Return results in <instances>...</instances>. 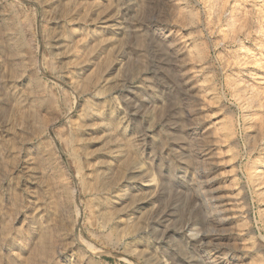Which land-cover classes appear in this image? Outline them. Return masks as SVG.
<instances>
[{"label": "rangeland", "instance_id": "rangeland-1", "mask_svg": "<svg viewBox=\"0 0 264 264\" xmlns=\"http://www.w3.org/2000/svg\"><path fill=\"white\" fill-rule=\"evenodd\" d=\"M0 264H264V0H0Z\"/></svg>", "mask_w": 264, "mask_h": 264}, {"label": "bare ground", "instance_id": "bare-ground-1", "mask_svg": "<svg viewBox=\"0 0 264 264\" xmlns=\"http://www.w3.org/2000/svg\"><path fill=\"white\" fill-rule=\"evenodd\" d=\"M96 4H98L99 5V3H96ZM98 5H94V6H98ZM102 5V4H101ZM100 7V6H99ZM93 8V7H92ZM92 10V9H91ZM94 10H95V8H94ZM112 11V10H111ZM94 12V11H93ZM110 13V12H109ZM225 13V12H224ZM73 16V15H72ZM77 24V23H76ZM97 24V23H96ZM6 35V34H5ZM7 37V36H6ZM101 47V46H100ZM74 49V48H73ZM95 54V53H94ZM96 57V56H95ZM90 60H91V58H90ZM94 60V59H93ZM87 62V61H86ZM85 64V63H84ZM87 66V65H86ZM108 75V74H107ZM104 76V75H103ZM105 78V77H104ZM102 81V80H101ZM108 81V80H107ZM106 84V83H105ZM100 85V84H99ZM102 85V84H101ZM73 86H75L74 84H73ZM97 86V85H96ZM100 87V86H99ZM102 87V86H101ZM108 87H109V85H108ZM106 88V87H105ZM92 91V90H91ZM91 91H90V93H91ZM76 92V91H75ZM86 95V94H85ZM90 95V94H89ZM88 97V96H87ZM89 98H92V97H89ZM93 99V98H92ZM98 99V98H97ZM95 103V102H94ZM96 104V103H95ZM102 104V103H101ZM97 107V106H96ZM102 107H103V105H102ZM92 108V107H91ZM100 108V107H99ZM97 109V108H96ZM102 110V109H101ZM93 111V110H92ZM42 112V111H41ZM98 115V114H97ZM90 116H91V114H90ZM101 116V115H100ZM89 117V116H88ZM96 117V116H95ZM98 117V116H97ZM102 117V116H101ZM92 119V118H91ZM106 120H107V117H106ZM104 123V122H103ZM99 124V123H98ZM93 125V124H92ZM100 125V124H99ZM98 125V126H99ZM106 125V124H105ZM90 127V126H89ZM86 128V127H85ZM92 129V128H91ZM82 131V130H81ZM87 132H88V130H87ZM90 132V131H89ZM82 133V132H81ZM118 133V132H117ZM116 134V133H115ZM120 134V133H119ZM124 134V133H123ZM123 137V136H122ZM121 137V138H122ZM113 138V137H112ZM108 139V138H107ZM111 145V144H110ZM124 152V151H123ZM97 165V164H96ZM99 166V165H98ZM147 183V182H146ZM131 184V183H130ZM131 212V211H130ZM128 220V219H127ZM122 223V222H121ZM125 233V232H124Z\"/></svg>", "mask_w": 264, "mask_h": 264}]
</instances>
